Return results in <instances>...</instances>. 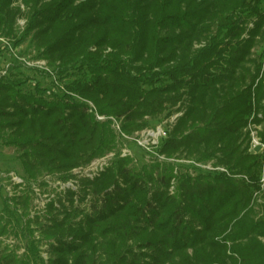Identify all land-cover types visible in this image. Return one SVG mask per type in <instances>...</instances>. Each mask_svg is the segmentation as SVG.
<instances>
[{"label": "trees", "instance_id": "trees-1", "mask_svg": "<svg viewBox=\"0 0 264 264\" xmlns=\"http://www.w3.org/2000/svg\"><path fill=\"white\" fill-rule=\"evenodd\" d=\"M21 1L18 37L13 0H0V36L29 39L54 76L30 91L0 77V145L28 180H69L112 150L111 121L95 113L127 136L180 113L157 153L224 171L118 157L36 217L24 189L2 201L0 238L13 223L27 254L0 240V264H264L262 158L245 131L264 123V0Z\"/></svg>", "mask_w": 264, "mask_h": 264}, {"label": "rangeland", "instance_id": "rangeland-1", "mask_svg": "<svg viewBox=\"0 0 264 264\" xmlns=\"http://www.w3.org/2000/svg\"><path fill=\"white\" fill-rule=\"evenodd\" d=\"M12 7L17 10V18L15 19L14 31L16 35L20 37L24 31L27 23L26 12L24 4L21 0H13ZM264 45L260 44L254 49L255 54H259ZM13 75L18 79L27 80L24 89L30 91L34 83H38L43 88L54 89V76L51 75L50 69L47 67L45 61L36 58V54L29 43V39L25 42L14 46L9 38H4L0 36V77ZM180 113L173 114L169 118H157L150 121V127L145 128L141 131H137L130 136L125 134H119L115 130V125L120 128V122L115 118H106L99 116L95 113L97 121H111L110 129L115 135L116 145L115 147L103 154L100 157L94 158L89 163L77 167L71 170V179L69 180H56V176H44L38 177L36 179L28 180V178L23 174L21 166L16 158V153L13 148H6L0 145V211L2 209V201L4 198L19 195L22 190L26 189L28 191V196L30 197V210L29 216L36 217L43 215L46 212L45 207L48 203H55L56 197L66 191L67 189H77V182L82 178H93L98 175L101 171L105 170L110 164H112L114 159L118 157H128L132 159L131 165L140 167L143 164H149L151 162H171L176 165L181 170L189 173L195 174L193 168H198L201 171H211L207 169L212 167L211 163L207 164H194L191 162H186L182 160H167L164 156L157 153V150L163 139L158 140V145L156 148L149 151H143L139 149L133 141H129L122 135L128 138H134L140 136L142 140L147 139L144 134L155 131L156 128L161 127L166 131L168 127L174 123L176 118L180 116ZM97 117L102 118L98 120ZM261 131L264 133V123L261 124ZM11 177L17 178V184H13ZM23 180L24 183L19 184ZM76 182V183H75ZM20 185V186H18ZM259 203L260 200H257ZM19 225H23L22 220H20ZM8 233L0 238L1 242L8 247V251L12 252L19 259H22L27 253H25L26 238L24 233L19 230L17 226L14 231L10 230L13 227V223L9 224ZM34 240L40 239V237L34 233ZM45 246L39 248V257L42 261H46L48 256L44 253Z\"/></svg>", "mask_w": 264, "mask_h": 264}, {"label": "built area", "instance_id": "built-area-1", "mask_svg": "<svg viewBox=\"0 0 264 264\" xmlns=\"http://www.w3.org/2000/svg\"><path fill=\"white\" fill-rule=\"evenodd\" d=\"M98 120H102V118L97 117ZM115 130L119 132V134H122L120 131V128L115 125ZM245 131L248 133V139H249V151L251 153L259 154L262 158V168L260 173V187L264 190V143L260 138L259 133L261 132V124H255L251 121L247 124ZM146 135L147 139L142 140L140 136L134 137V138H128L122 135L124 138H126L129 141H133L134 144L143 151H149L151 149L156 148L158 145V140L161 138H164L166 136V131H164L161 127L156 128L155 131L147 132V133H141L140 135ZM207 169L211 171H224L220 167H208ZM13 184H17V178L11 177ZM24 183L23 180L20 181L19 184ZM20 186V185H18ZM264 243V240H263Z\"/></svg>", "mask_w": 264, "mask_h": 264}]
</instances>
